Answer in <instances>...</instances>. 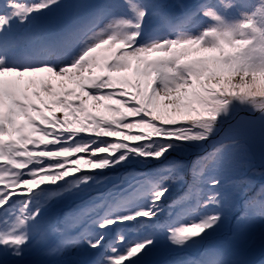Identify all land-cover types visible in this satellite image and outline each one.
<instances>
[{
    "label": "snow or ice",
    "instance_id": "snow-or-ice-1",
    "mask_svg": "<svg viewBox=\"0 0 264 264\" xmlns=\"http://www.w3.org/2000/svg\"><path fill=\"white\" fill-rule=\"evenodd\" d=\"M61 7L0 2V264L48 234L90 264H246L210 241L233 210L264 219V185L227 187L264 153V0H105L41 30Z\"/></svg>",
    "mask_w": 264,
    "mask_h": 264
},
{
    "label": "rangeland",
    "instance_id": "rangeland-1",
    "mask_svg": "<svg viewBox=\"0 0 264 264\" xmlns=\"http://www.w3.org/2000/svg\"><path fill=\"white\" fill-rule=\"evenodd\" d=\"M0 2H2V0H0ZM103 2H105V0H61L62 7L56 10L55 12L49 14L47 17L42 18L40 29L47 30L49 28L55 27L58 22L70 18L73 14L84 10L83 7L78 6L94 5ZM155 2L170 5L176 3L196 4L199 2V0H155ZM158 23L159 21L156 18H153L150 24V28L156 26ZM164 27H167V21H164ZM13 35H17V33H14ZM21 43L28 44L26 47H32L35 43V39L29 36L26 37L23 41H21L20 44ZM127 75L130 79H135L134 72H129L127 73ZM71 86L72 85L69 84V87ZM211 150L212 145H209L208 147L206 145V149L204 151ZM200 152L201 154H203L202 150H200ZM192 160H195V156H192L191 160L187 158L186 163L191 162ZM122 170L123 168L120 169V171ZM119 174L121 173H118V175ZM109 175L116 174L111 173ZM240 175H246L250 178L252 182L253 190H250L248 192V195H253L254 191H258L260 187L264 185V153H262L261 151V146L258 137L255 140L249 142L247 155L237 164L235 170L229 175L227 187L230 190H232L233 180ZM175 190L173 192V195H175V193L177 192ZM170 202L171 201H169V203ZM76 203H79V201H77ZM73 206H75V204ZM234 211L235 210L227 214L225 222L221 226L223 230H227L225 231L224 235H214L213 237H216L215 240L219 243L228 244L229 242H231L236 246V255L233 257L234 259H239L245 262L255 260V264H264V257L257 259V256L261 252H264V246L260 244L264 242V238H262V235H264V219L255 218L250 222L239 224L238 221L234 218ZM50 235H52L51 241L47 242L46 239H44L39 246L41 250L39 251L38 247H34L29 253V256L39 253L38 256L42 260L48 261L50 264H58V262L60 261L69 260L74 257L84 258L85 256H87L78 255L73 249H61L60 251H55V247L59 243L60 237L56 234ZM53 242H55L54 245H52ZM247 244H252V246L250 247L251 252L249 254H243L242 256L238 257L240 246H247ZM167 254H169V252H167L163 248H159L154 251L152 255L149 256L147 259L160 261Z\"/></svg>",
    "mask_w": 264,
    "mask_h": 264
},
{
    "label": "trees",
    "instance_id": "trees-1",
    "mask_svg": "<svg viewBox=\"0 0 264 264\" xmlns=\"http://www.w3.org/2000/svg\"><path fill=\"white\" fill-rule=\"evenodd\" d=\"M133 131H137V130H133ZM112 139V138H111ZM211 146V143H209V144H207V147L208 146ZM206 149V145L204 146V149L202 150V152L204 151ZM190 160H191V157L189 158ZM188 165H189V167L185 170V179L187 180L188 179V177H189V175H190V173H189V171L191 170V162H188ZM125 171V169H123L120 173H123ZM109 174V173H108ZM111 174V173H110ZM118 175V174H117ZM188 181V180H187ZM179 194H182V193H180V191H178V192H176L175 193V195H173V198L174 197H176L177 195H179ZM169 201H171V198L169 199ZM166 215H168V209H167V205L165 206V212H164ZM223 233V229L221 228V229H219L218 231H217V233L216 234H214V235H216V236H220L221 234Z\"/></svg>",
    "mask_w": 264,
    "mask_h": 264
}]
</instances>
